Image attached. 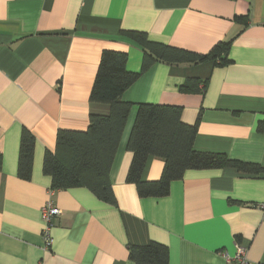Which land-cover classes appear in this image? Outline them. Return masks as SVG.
I'll use <instances>...</instances> for the list:
<instances>
[{
    "label": "crops",
    "instance_id": "obj_1",
    "mask_svg": "<svg viewBox=\"0 0 264 264\" xmlns=\"http://www.w3.org/2000/svg\"><path fill=\"white\" fill-rule=\"evenodd\" d=\"M124 29L198 53L231 40L226 65L158 61L122 99L181 106L185 123L199 122L196 150L263 171L190 169L168 195L141 197L127 182L134 107L110 173L116 204L86 187L51 188L43 161L58 130H85L91 114L110 112L90 100L102 52H126L128 68L142 69L144 51L120 36ZM188 80L206 86L182 90ZM263 120L264 0H0V264H137L129 247L152 241L169 247V264H238L227 258L237 244L264 262ZM24 128L36 138L29 180L18 175ZM164 166L149 156L142 179H160ZM50 201L62 213L46 247L42 209Z\"/></svg>",
    "mask_w": 264,
    "mask_h": 264
},
{
    "label": "trees",
    "instance_id": "obj_2",
    "mask_svg": "<svg viewBox=\"0 0 264 264\" xmlns=\"http://www.w3.org/2000/svg\"><path fill=\"white\" fill-rule=\"evenodd\" d=\"M122 37L144 51L142 69L128 68L129 56L123 51L105 49L102 52L90 100L107 104L109 114H91L85 130L60 128L55 152L47 151L43 171L52 178V189L86 187L98 198L116 204L110 173L123 132L134 107L136 119L127 148L133 152L127 182L136 185L141 197H164L171 184L182 179L187 170L235 168L240 172L259 174L263 167L257 163L232 159L224 153L203 152L195 149L199 122L185 123L183 108L178 105L141 102L134 104L122 99L123 93L135 82L141 72L155 62L173 65L199 64L215 61L219 65L230 62L231 40L219 41L209 52L198 53L152 40L141 30H121ZM188 80L182 90L201 91L206 83ZM197 84L199 88L196 89ZM264 132V120L258 124ZM36 138L27 128L21 134L18 175L24 180L33 173ZM149 156L165 161L160 179L144 181L143 171ZM3 156L0 152V168ZM129 257L137 264H169V247L152 241L147 245H131Z\"/></svg>",
    "mask_w": 264,
    "mask_h": 264
},
{
    "label": "built area",
    "instance_id": "obj_3",
    "mask_svg": "<svg viewBox=\"0 0 264 264\" xmlns=\"http://www.w3.org/2000/svg\"><path fill=\"white\" fill-rule=\"evenodd\" d=\"M62 211L59 207L55 206L51 201L47 203L46 206L42 209V217L46 224L45 229L43 231V235L46 241V247H50L52 244V237L50 235V226L52 225L54 219L61 215ZM237 251L234 258H231L227 255L229 260H235L238 264H264V262H255L251 261L248 258L247 247H244L241 244H237Z\"/></svg>",
    "mask_w": 264,
    "mask_h": 264
}]
</instances>
